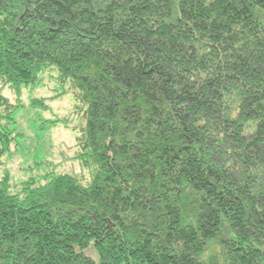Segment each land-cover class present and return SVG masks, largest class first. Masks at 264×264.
Returning <instances> with one entry per match:
<instances>
[{"label":"trees","instance_id":"1","mask_svg":"<svg viewBox=\"0 0 264 264\" xmlns=\"http://www.w3.org/2000/svg\"><path fill=\"white\" fill-rule=\"evenodd\" d=\"M45 75L75 152L0 177V264H264V0H0V87Z\"/></svg>","mask_w":264,"mask_h":264},{"label":"rangeland","instance_id":"2","mask_svg":"<svg viewBox=\"0 0 264 264\" xmlns=\"http://www.w3.org/2000/svg\"><path fill=\"white\" fill-rule=\"evenodd\" d=\"M62 89V85L53 75H45L44 80L35 85H22L20 91L9 86L0 87L2 95L11 103L19 104L13 113L14 121H10L14 129L15 145L11 153L4 156V164L0 165V177L5 172L11 175L13 192H20L25 180L48 171L53 164L75 152L77 133L63 124L52 123V120L58 118H67L70 125L79 121V116L74 112L73 94L48 99L49 106L46 108L38 104L32 105V100L49 98ZM70 164L77 166L73 162ZM70 164L67 163L69 168Z\"/></svg>","mask_w":264,"mask_h":264}]
</instances>
